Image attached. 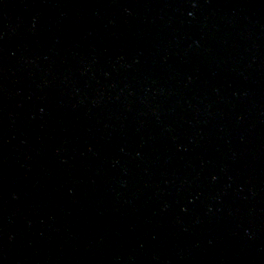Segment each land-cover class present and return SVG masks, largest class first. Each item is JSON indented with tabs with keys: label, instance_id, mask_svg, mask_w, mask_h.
Returning a JSON list of instances; mask_svg holds the SVG:
<instances>
[{
	"label": "water",
	"instance_id": "obj_1",
	"mask_svg": "<svg viewBox=\"0 0 264 264\" xmlns=\"http://www.w3.org/2000/svg\"><path fill=\"white\" fill-rule=\"evenodd\" d=\"M0 264H264V0H0Z\"/></svg>",
	"mask_w": 264,
	"mask_h": 264
}]
</instances>
